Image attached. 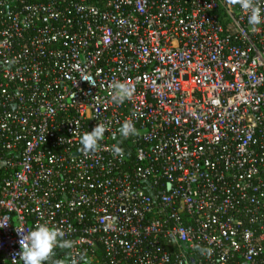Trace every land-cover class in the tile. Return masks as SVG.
I'll return each mask as SVG.
<instances>
[{
    "label": "built area",
    "instance_id": "2783aa9c",
    "mask_svg": "<svg viewBox=\"0 0 264 264\" xmlns=\"http://www.w3.org/2000/svg\"><path fill=\"white\" fill-rule=\"evenodd\" d=\"M43 223L72 241L54 264H264V24L227 0H0V264Z\"/></svg>",
    "mask_w": 264,
    "mask_h": 264
},
{
    "label": "clouds",
    "instance_id": "9594fccd",
    "mask_svg": "<svg viewBox=\"0 0 264 264\" xmlns=\"http://www.w3.org/2000/svg\"><path fill=\"white\" fill-rule=\"evenodd\" d=\"M227 2L233 6L239 5L242 10L248 13L249 25L256 27L264 24V8L259 6L256 0H227ZM112 89V99L116 103L130 100L135 93V87L126 82H114ZM107 130L105 124L98 123L92 131L82 134L79 144L83 154L95 153ZM117 131L121 137L126 139L135 135L137 129L132 121L126 120ZM115 135L116 133H113V136ZM112 151L114 155H123V149L119 145H113ZM17 232L21 236L19 259L22 264H47L56 248H71L73 246L72 241L63 239L64 232L62 230L50 227L47 223L40 224L28 232L22 230H17Z\"/></svg>",
    "mask_w": 264,
    "mask_h": 264
},
{
    "label": "trees",
    "instance_id": "16d2710c",
    "mask_svg": "<svg viewBox=\"0 0 264 264\" xmlns=\"http://www.w3.org/2000/svg\"><path fill=\"white\" fill-rule=\"evenodd\" d=\"M58 251H59L58 249H55L54 254L51 257L54 258V259H57L58 256L60 255V252H58ZM47 264H54V263L48 261Z\"/></svg>",
    "mask_w": 264,
    "mask_h": 264
}]
</instances>
